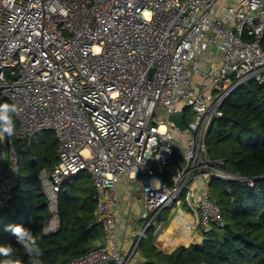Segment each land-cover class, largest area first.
<instances>
[{
	"label": "built area",
	"instance_id": "built-area-1",
	"mask_svg": "<svg viewBox=\"0 0 264 264\" xmlns=\"http://www.w3.org/2000/svg\"><path fill=\"white\" fill-rule=\"evenodd\" d=\"M264 0H0V100L17 106L15 139L54 133L57 163L39 172L60 228L61 184L86 172L107 244L68 264H139L141 239L166 209L183 206L193 228H222L211 182L226 171L206 137L240 86L264 87ZM183 114L184 130L169 117ZM172 168L165 181L164 167ZM124 177L139 188V230L118 241ZM12 139L0 138V214L19 187ZM202 245V244H200Z\"/></svg>",
	"mask_w": 264,
	"mask_h": 264
},
{
	"label": "trees",
	"instance_id": "trees-1",
	"mask_svg": "<svg viewBox=\"0 0 264 264\" xmlns=\"http://www.w3.org/2000/svg\"><path fill=\"white\" fill-rule=\"evenodd\" d=\"M3 102L8 101L0 100ZM220 110L222 117L214 120L206 137L208 154L213 159H222L226 171L251 178L253 186L238 180H213L211 195L221 209L225 226L201 229L202 245H180L170 254L162 253L153 245L155 233L151 226L140 242L141 264H264V87L254 82L240 86ZM13 119L17 129L14 116ZM10 138L24 175L25 194L17 195V188L9 207L0 214V244L11 243L14 255L23 264H68L90 251L103 237L94 217L97 201L90 177L86 172H79L61 184L60 228L56 233L45 235L43 226L50 213L38 175L58 161L55 135L43 131L30 139H15L14 135ZM171 173L172 168L166 166L161 176L166 181ZM170 210L166 209L157 221L166 222ZM8 225H22L32 230L42 255L26 256L16 237L5 230Z\"/></svg>",
	"mask_w": 264,
	"mask_h": 264
},
{
	"label": "crops",
	"instance_id": "crops-1",
	"mask_svg": "<svg viewBox=\"0 0 264 264\" xmlns=\"http://www.w3.org/2000/svg\"><path fill=\"white\" fill-rule=\"evenodd\" d=\"M116 190L119 197V213H120V227L118 228V241L122 245L123 250L127 249L128 245V237L134 235L140 228L141 222L139 220V215L142 211V203L139 195L138 186L129 178L124 177L116 184ZM183 210V209H182ZM182 210H180L182 212ZM185 210V209H184ZM183 215L190 220H193L191 215L187 212L183 211ZM171 221H158L160 223V228H153L155 233V239L153 245L162 253L170 254L172 253L177 246H171L170 241L179 237L182 234V227L179 223H176L172 228L170 234L166 238H162L161 234L163 230L169 225ZM134 224H136V230L133 228ZM102 228V227H101ZM196 228L193 230L192 240L186 246L193 245L198 243L199 245L203 242V237L198 232H195ZM103 231V230H102ZM107 240L103 234L102 239L93 245V248L98 245L107 244ZM184 246V245H183ZM91 248V249H93ZM139 259L137 260L139 264L143 261L140 245H139Z\"/></svg>",
	"mask_w": 264,
	"mask_h": 264
},
{
	"label": "clouds",
	"instance_id": "clouds-1",
	"mask_svg": "<svg viewBox=\"0 0 264 264\" xmlns=\"http://www.w3.org/2000/svg\"><path fill=\"white\" fill-rule=\"evenodd\" d=\"M3 74L0 73V80ZM18 109L15 104L8 102L0 103V138L4 136L11 137L15 134V122L13 116ZM10 231L15 237L16 242L23 250V253L29 258L42 255L38 238L32 230L22 225H8L5 229ZM15 249L11 243L0 244V264H23L22 260L14 255Z\"/></svg>",
	"mask_w": 264,
	"mask_h": 264
},
{
	"label": "bare ground",
	"instance_id": "bare-ground-1",
	"mask_svg": "<svg viewBox=\"0 0 264 264\" xmlns=\"http://www.w3.org/2000/svg\"><path fill=\"white\" fill-rule=\"evenodd\" d=\"M171 222L169 223V225L163 230L161 236L162 238H166L172 228L175 226L176 223H179L181 225V227L183 228L182 229V234L179 235V237L175 238L174 240H171L170 243H171V246H177L181 243L183 244H186V243H189L191 241V239H189L191 237V230H192V227H191V221L189 219H187V217H185L183 215V212H181L179 209H178V213L175 217H172V219L170 220ZM189 236V238H188Z\"/></svg>",
	"mask_w": 264,
	"mask_h": 264
},
{
	"label": "rangeland",
	"instance_id": "rangeland-1",
	"mask_svg": "<svg viewBox=\"0 0 264 264\" xmlns=\"http://www.w3.org/2000/svg\"><path fill=\"white\" fill-rule=\"evenodd\" d=\"M227 2H228V0H227ZM24 183H25V181H24V175L21 173V178H20V182H19V187H18V189H17V191H16V194L17 195H19V196H22L23 194H25V191H24ZM183 206H174V208H172L171 210H170V213H169V215H168V222L172 219V217H175L176 215H177V213H178V209L179 210H182L183 208H182ZM186 212L184 209L182 210V212ZM166 212V211H165ZM164 212V213H165ZM0 220H1V217H0ZM190 221H191V227H192V230H191V232H192V234H193V230H194V228H193V226H192V219L190 218ZM133 228L136 230V224H134V226H133ZM195 232H198L200 235H201V228H196V230H195ZM192 234H191V237L189 238V236H188V238L189 239H191L192 240ZM190 243V242H189ZM189 243H186V244H183V243H181L182 245H184V246H186V245H188ZM202 244V243H201ZM192 245V244H191ZM193 245H199L198 243H195V244H193ZM190 246V245H189ZM187 247V246H186Z\"/></svg>",
	"mask_w": 264,
	"mask_h": 264
},
{
	"label": "water",
	"instance_id": "water-1",
	"mask_svg": "<svg viewBox=\"0 0 264 264\" xmlns=\"http://www.w3.org/2000/svg\"><path fill=\"white\" fill-rule=\"evenodd\" d=\"M169 121L172 122L180 130L185 129V125L183 123V114L172 115L169 117ZM4 137H5L6 145L8 146V144L10 142V137H8V136H4ZM110 264H112V263H110Z\"/></svg>",
	"mask_w": 264,
	"mask_h": 264
}]
</instances>
